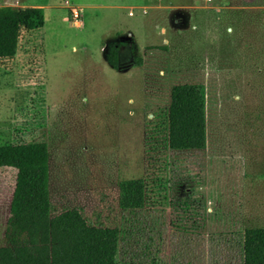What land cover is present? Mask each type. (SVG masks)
<instances>
[{
	"label": "rangeland",
	"instance_id": "374dc122",
	"mask_svg": "<svg viewBox=\"0 0 264 264\" xmlns=\"http://www.w3.org/2000/svg\"><path fill=\"white\" fill-rule=\"evenodd\" d=\"M5 5L42 7L44 23L0 58V145L47 143L56 210L118 227L119 264H241L243 230L264 225V0ZM118 42L114 69L105 54ZM182 83L205 86L202 150L166 143ZM130 177L145 179L139 209L118 206ZM14 179L0 168V246Z\"/></svg>",
	"mask_w": 264,
	"mask_h": 264
},
{
	"label": "trees",
	"instance_id": "16d2710c",
	"mask_svg": "<svg viewBox=\"0 0 264 264\" xmlns=\"http://www.w3.org/2000/svg\"><path fill=\"white\" fill-rule=\"evenodd\" d=\"M44 23L39 6H0V58L16 53L22 30ZM123 42L109 46L105 60L118 69ZM139 60L137 59V62ZM166 143L169 149L202 150L206 146V94L203 83L172 85L167 107ZM0 168L15 171L0 264H119L120 230L87 220L79 207L62 209L52 204L49 191V152L44 141L0 145ZM118 206L139 209L146 200L143 177L122 178L117 183ZM180 207L187 213L188 203ZM241 264H264V225L242 232Z\"/></svg>",
	"mask_w": 264,
	"mask_h": 264
},
{
	"label": "built area",
	"instance_id": "2783aa9c",
	"mask_svg": "<svg viewBox=\"0 0 264 264\" xmlns=\"http://www.w3.org/2000/svg\"><path fill=\"white\" fill-rule=\"evenodd\" d=\"M74 16H76V14H74Z\"/></svg>",
	"mask_w": 264,
	"mask_h": 264
}]
</instances>
